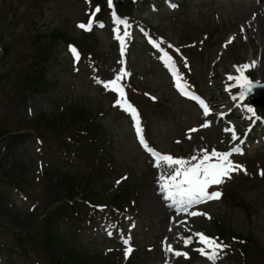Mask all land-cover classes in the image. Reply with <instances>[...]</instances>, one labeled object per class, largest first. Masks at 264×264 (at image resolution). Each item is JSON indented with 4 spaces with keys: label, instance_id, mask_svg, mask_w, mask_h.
Listing matches in <instances>:
<instances>
[{
    "label": "rangeland",
    "instance_id": "obj_1",
    "mask_svg": "<svg viewBox=\"0 0 264 264\" xmlns=\"http://www.w3.org/2000/svg\"><path fill=\"white\" fill-rule=\"evenodd\" d=\"M10 1L0 0V9ZM34 1L28 0V4H25V6L32 5ZM180 1H187V4H183L182 7L186 11L185 15H175L174 12H170V15L174 17L173 19L161 15L155 18L150 17V19H154V23L157 26L156 31L160 35L170 37L173 43L177 42L176 53H180L186 57L190 56L192 61L191 67L195 72L194 75L198 78L199 85L207 90L211 76L208 73L209 63L215 58L214 56L219 49L220 40H223L229 34L238 33V29L234 26L238 21L236 14H238L241 8L233 0L229 2L228 0H217V2L212 3L209 0L207 3L205 2L206 0ZM42 2L41 10L38 14L26 16L23 21L15 22L12 25L11 32L6 35L5 42L10 45L9 56L4 60L1 59L3 52L0 46V60L6 63L5 66L0 64V72H7L11 66L10 62L16 59L22 60L20 64L22 67L30 69L29 65L34 61L35 55L39 52V47L37 46L38 36L49 35L53 31L61 30L69 38L82 42L85 48L88 47V50L84 51V55L81 54L79 56L82 59V64H86L87 67L103 73L106 82L120 74L117 52L114 46L116 33H109L108 30L97 31L94 37L85 38L78 27L91 12V9L95 11L93 1L89 3L88 0H42ZM117 2L121 3L122 0H117ZM144 9L145 7L140 8L138 12L141 11L142 14ZM22 12L23 7L21 8ZM243 16L244 14H239L240 19ZM188 17L192 22L201 23V25L204 23L210 24L211 21L223 25L222 30L216 34L209 50L207 51L204 48V55L196 56L195 63L192 55H197V51L192 50L193 48L190 46V43L199 40L196 35L202 37L204 35L198 34L200 31L197 28L201 25L193 26L188 22ZM247 19L244 18L242 21L244 22ZM261 30L257 31L254 28L250 30V36L254 40L251 44L242 41L241 37H236L235 45L223 54L222 63L217 65L219 74L227 72V75L230 76V71L233 70L232 64L249 61V54H252V57L255 58L261 52V58L256 61L259 67L257 74L259 78L261 77L264 80V32H260ZM223 31L227 33L224 37H222ZM58 46L59 44L55 47L57 49L54 50L56 57L53 64L55 65L54 71L61 69L62 71H67V74L70 75L69 72L72 73V67L67 53L68 46L67 44H62L59 48ZM132 57L133 60L129 67V73H134L135 75L131 98L139 106H144L145 108L150 106L158 110V112H149L148 109H145L148 113V124L152 129V137L156 140V144L159 145L161 150L173 151V139L178 137L181 130L195 123L191 120L189 114V112L191 113L190 106L175 96L164 71L161 70L160 56L149 51L147 47H144L137 40L136 49ZM206 59H208L207 62L205 61ZM90 73L91 71L87 69V79L89 81H91ZM254 74L256 75V73ZM71 80L70 85L77 87L78 95L86 103L85 107L90 112L91 118H96L98 114H103L104 117H101L99 122L101 125L109 127L107 136L111 137V141L107 151L115 154L116 163L120 167V171L115 175H108L107 182L113 183L121 175L130 174L132 177L130 182L125 185V189L132 190L136 188L142 192L140 187L145 188L143 180H146V177L149 176L146 169L148 164L136 148L129 122L122 114L116 113L112 109V104H115L117 98L110 90H107L105 94L100 96L97 90L91 89L79 77L71 76ZM18 81H22L21 75L19 72H14L7 84L6 94H2L4 98L0 101V113L6 114L7 121L12 119L10 118L11 116H15L22 126L35 129L42 119L41 116H51L57 111L65 109L63 103L55 101L58 98V94L54 91L45 93L39 91L23 97L16 95L13 84ZM227 90L228 88L224 87L221 90L222 92H212V95L219 94L221 96L224 93L226 94ZM149 95L159 100V102L155 105L150 104ZM226 96L228 97V94ZM67 97V94L64 93L61 96V101L64 102ZM24 99V104L19 105V102ZM162 108L164 110L167 109L168 112H161ZM210 137L213 138L214 134H211ZM40 147L32 139L17 149V155L21 162L28 160L32 154L36 155L38 172L35 176L39 182V186L31 190L28 200L24 199L20 201L16 197L13 198L17 202L18 207H22L23 203L24 206H28L29 204L43 206V200L38 198V195L44 191L41 179H45L47 165L53 162L55 157L60 154L58 152H51L50 148L44 146L39 153L37 148ZM13 151L14 148H12L8 155L11 162L14 159ZM252 156L256 160L255 165L251 168L250 175H256L259 173L260 167L264 165V148H261L259 151L253 150ZM40 160H42L44 167V172L42 173H40L41 169L38 168V161ZM109 169L112 170V167L110 166ZM132 170L133 172L135 170V174L131 172ZM256 184H259L258 187L255 186ZM123 186L121 185V188ZM252 187H256V189L254 190ZM56 192L58 194L59 191L56 190ZM212 211L219 218L223 217L224 225L226 223L227 226L226 229L233 230V233L236 235L241 233L247 234L250 229L256 232V237L264 248V181L250 180L241 188L235 189L225 203L216 205L212 208ZM150 219L153 222V219ZM139 220L141 231L144 233L152 232L151 238L154 241V229L148 225L150 220L145 217L139 218ZM157 222H159L157 226L161 227L162 221L157 220ZM30 224L27 227L34 226L36 223L31 221ZM30 243L32 246L42 249L40 242L31 240L29 241ZM93 249H96V247H93ZM138 262L140 264H160L156 253L145 256L142 251L138 257Z\"/></svg>",
    "mask_w": 264,
    "mask_h": 264
},
{
    "label": "snow or ice",
    "instance_id": "obj_2",
    "mask_svg": "<svg viewBox=\"0 0 264 264\" xmlns=\"http://www.w3.org/2000/svg\"><path fill=\"white\" fill-rule=\"evenodd\" d=\"M90 3L91 0H88ZM108 5L112 8V17L114 23L117 27L114 29L116 33L115 38L120 42L121 53L124 52L125 41L120 36L119 25L127 24V21L122 20L115 12V6L113 5L112 0H108ZM175 7V5H172ZM101 11L99 6H96L94 13L90 14L89 21L87 23H81L78 25L79 28L84 29L86 31H91L93 22L95 21V14ZM99 27H104L102 23H99ZM127 35V33H125ZM154 47L157 49L160 48L159 44L155 41H150ZM69 51L71 52L73 58L78 62L79 61V52L74 46H69ZM161 51H163L161 49ZM165 63L172 69L174 73H176V69L174 68V61L172 57L167 53L163 52ZM255 66V62L252 64H244L242 66H236V72L238 75L232 76L230 75L228 79L230 81H235L234 87L239 88L240 91V99L243 100L251 90L256 87V85L250 80V78L245 74L247 70L251 67ZM124 75H129L124 72L122 74H118L112 80L105 82L104 87L107 90L116 92L118 94L119 99L116 101V105L123 108L125 111H128L131 115H133L138 120V113L135 108L127 102L126 93L120 81L123 79ZM180 78L177 73V83L180 84ZM230 90V89H229ZM184 94L187 95V91L184 90ZM192 99L196 100L200 107L203 109V114L208 116L211 114V109L209 108L207 102L200 97L192 96ZM235 99V97H234ZM247 111L250 113H254V109L252 107H248ZM203 127L210 126V122H205ZM191 131H196V129H192ZM226 132L232 133V139L236 140L239 137L236 135L235 128H225ZM137 134L139 135L140 143L144 146V148L151 154L154 158V163L157 168L161 166V163L165 164L169 168H174L173 174L169 176L161 175L160 180V189L165 194V196L178 203L179 208L178 211L183 210L187 212L188 208L192 205L205 203L213 199H218L222 193L220 191H212L209 192L210 186L220 185L224 182L225 178H231L230 174L233 171L239 170L242 168L241 165L234 164L230 157L234 152H241L239 148H235L232 151L228 152H219L215 149L209 153L206 149L203 151L202 156H192L190 159L184 158H176L169 154H163L157 152L156 150L150 148L145 141L142 129L137 124ZM246 171V170H245ZM261 175L264 176V171L261 172ZM191 216L204 215V213L199 212H190ZM199 237V241L205 247L198 249V251L207 256L209 260L215 261L219 256L220 252L227 247L222 243H218L215 238H211L205 236L203 233L196 234ZM191 239L185 240V244H190ZM124 243L129 245L125 250V255H130L133 249L131 248L129 241L125 240ZM165 251L173 252L175 256H184L187 257L186 252L174 251L170 245L165 241Z\"/></svg>",
    "mask_w": 264,
    "mask_h": 264
},
{
    "label": "bare ground",
    "instance_id": "obj_3",
    "mask_svg": "<svg viewBox=\"0 0 264 264\" xmlns=\"http://www.w3.org/2000/svg\"><path fill=\"white\" fill-rule=\"evenodd\" d=\"M155 199L157 200V203H159V201H158V198H157V197H155Z\"/></svg>",
    "mask_w": 264,
    "mask_h": 264
}]
</instances>
